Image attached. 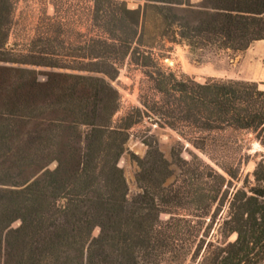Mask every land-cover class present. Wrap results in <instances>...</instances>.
<instances>
[{"label":"trees","instance_id":"1","mask_svg":"<svg viewBox=\"0 0 264 264\" xmlns=\"http://www.w3.org/2000/svg\"><path fill=\"white\" fill-rule=\"evenodd\" d=\"M142 1L131 9L127 0H92V33L69 64L54 59L47 33L26 53L8 49L14 2L0 0V264L264 263V153L227 201L225 240H205L222 210L224 197L213 206L223 173L235 180L241 170L220 160L229 146L214 135L249 133L264 148V88L201 83L160 62L167 43L195 56L244 52L264 40V0ZM124 64L145 86L140 106L114 119L121 96L112 81ZM143 121L179 140L168 160L145 136V154H130L138 189L130 194L119 161ZM185 143L223 173L192 151L183 159ZM172 164L179 173L166 184Z\"/></svg>","mask_w":264,"mask_h":264},{"label":"rangeland","instance_id":"2","mask_svg":"<svg viewBox=\"0 0 264 264\" xmlns=\"http://www.w3.org/2000/svg\"><path fill=\"white\" fill-rule=\"evenodd\" d=\"M200 1L190 0L194 5H199ZM13 2L14 9L6 44L7 48L11 49L14 54L26 53L32 40H36L38 36L47 33L53 39L54 59L71 64L74 59L73 55L77 53L79 41L92 33L90 21L92 0H13ZM127 5L129 8L134 9L139 5H143V1L127 0ZM166 47L170 48L162 52L163 56L160 62L165 69L174 72L176 75H186L201 83L211 78L253 81L264 88V40L252 43L247 50L236 55L230 52H219L195 56L180 44L167 43ZM36 69L38 71L50 70L46 68ZM54 70L72 72L68 69ZM112 85L121 96V108L114 119L121 116L129 107L140 106L138 97L140 89L145 84L144 77L138 68L124 64L120 68L116 79L112 81ZM130 132L132 136L126 143V153L121 157L119 166L123 169L129 193L134 194L138 191L134 180L137 165L131 159L130 154L133 153L139 157L145 154L147 146L142 140L148 135L156 139L160 151L166 159L170 160V150L176 145L179 136L168 128L162 129L156 128L155 125L151 126L147 121L135 125ZM214 138L228 143L229 149L220 158L222 162L227 164L241 163V170L237 179H230L209 159L187 143H185L182 152V158L188 160L190 159L189 151H192L217 168L226 178L218 200L213 206L215 208L219 203V199L224 197L222 210L217 214L215 222L209 229L205 239L212 242L225 240L220 234L219 225L226 214L227 201L230 199L231 194L241 187L246 178L252 181L255 163L260 159L259 154L264 153V148L251 141L252 136L249 133L229 132L214 135ZM238 146H240L239 149ZM53 167L54 164L51 165V168ZM171 169L172 175L167 179L166 184L171 183L179 173L176 165L172 164ZM213 180L219 181L217 178ZM168 217L167 214L160 216L162 220ZM205 223H208V219ZM18 224V222H15L13 227H17ZM206 224H204V227ZM97 233L98 230H94L93 235L95 236ZM234 239L235 234L228 238L229 241ZM177 264H196V262L191 261V256H188Z\"/></svg>","mask_w":264,"mask_h":264}]
</instances>
